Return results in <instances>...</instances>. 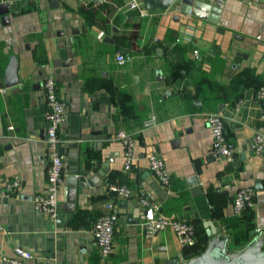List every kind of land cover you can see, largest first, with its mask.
<instances>
[{"label": "crops", "instance_id": "obj_1", "mask_svg": "<svg viewBox=\"0 0 264 264\" xmlns=\"http://www.w3.org/2000/svg\"><path fill=\"white\" fill-rule=\"evenodd\" d=\"M128 1L0 0L9 8V24L0 20V257L22 247L33 253L22 264H181L199 257L208 241L231 256L264 251V140L261 154L249 146L264 129V105L255 97L264 86V1L199 0L218 9L217 22L171 7L140 16ZM12 55L21 82L5 88ZM49 76L67 116L58 129L64 158L55 220L31 201L46 184ZM204 89L213 100L201 97ZM208 112L223 118L234 147L229 157L211 153ZM151 115L156 122L145 126ZM120 130L135 138L130 169ZM150 154L164 160L168 187L151 173ZM79 170L86 172L80 181L96 175L97 183L79 187L75 210L63 212L69 172ZM14 177L19 186L5 191ZM108 184L135 196L151 192L163 215L195 225L197 245L182 247L171 229L143 237L144 207L109 192ZM242 187L253 189L254 204L237 216L232 200ZM111 200L118 222L113 251L102 259L92 227Z\"/></svg>", "mask_w": 264, "mask_h": 264}, {"label": "built area", "instance_id": "obj_2", "mask_svg": "<svg viewBox=\"0 0 264 264\" xmlns=\"http://www.w3.org/2000/svg\"><path fill=\"white\" fill-rule=\"evenodd\" d=\"M250 2H259L264 0H248ZM127 9L137 11L140 16L151 15L152 11L145 7L141 0H129ZM192 30V28H189ZM103 37V32L99 34V38ZM192 33L186 32L185 39L190 41ZM198 51L194 50V55ZM116 61L119 64L125 62V57L118 53ZM44 99L47 107L45 130V144L48 156V165L46 169V184L44 190L36 193L32 197L34 209L53 220L59 217V187L62 181L63 171V154L59 149L58 129L66 120L65 103L57 96L55 81L52 77H47L43 82ZM256 100L264 105V86L261 85L255 90ZM264 118V109L262 112ZM206 122L209 126L212 137L211 153L214 157H229L233 154L234 147L227 140L224 130V122L222 116L217 112H208L205 115ZM156 122L155 115H151L145 120L144 125H152ZM11 128V127H10ZM116 138L121 140L124 146V169H130L134 159L135 138L132 134L120 130L116 133ZM264 129L260 128L255 132L250 141V149L255 154L263 152ZM149 169L154 177L161 185L168 187L170 185V174L165 166L164 160L158 154L148 155ZM20 184L18 177L4 184L7 192L14 191ZM107 190L116 196L124 199L134 198L143 207L144 211L139 216V225L143 237L151 238L157 232L165 229H171L182 247L194 248L198 243V232L195 225L191 222L170 218L160 212L159 204L155 201L151 192H143L139 195H133L131 190L122 184H108ZM254 204V191L250 187L238 188L232 200V210L237 216L242 215L250 209ZM106 212L96 219L92 227V233L95 238L100 257L107 259L113 251L114 247V230L118 222V210L115 203L111 200L105 204ZM0 225V229H1ZM257 231V230H256ZM33 257V253L17 247L14 249L12 257H0V264H22L24 260ZM42 264V263H39Z\"/></svg>", "mask_w": 264, "mask_h": 264}, {"label": "water", "instance_id": "obj_3", "mask_svg": "<svg viewBox=\"0 0 264 264\" xmlns=\"http://www.w3.org/2000/svg\"><path fill=\"white\" fill-rule=\"evenodd\" d=\"M146 8L149 10L161 9L167 10L174 8L184 15H191L206 19L209 21L217 22L216 14L218 9L199 0H141ZM9 8L5 2L0 3V20L1 24L6 26L9 24ZM106 42H112L107 36L104 38ZM160 78V77H159ZM18 77V58L12 55L5 69L3 78V86L10 88L20 84ZM106 163H104V166ZM85 170L71 171L67 178L66 186L64 189L63 212L72 213L75 210L77 202L78 188L84 186H93L97 183V176L94 175L85 181H80L79 176L85 174ZM101 172L99 171L98 174ZM212 228V233L215 232L214 225L208 224ZM181 264H264V251L254 247L250 248L246 255L231 256L225 248L219 245H212L208 241L205 251L192 260L184 261Z\"/></svg>", "mask_w": 264, "mask_h": 264}, {"label": "trees", "instance_id": "obj_4", "mask_svg": "<svg viewBox=\"0 0 264 264\" xmlns=\"http://www.w3.org/2000/svg\"><path fill=\"white\" fill-rule=\"evenodd\" d=\"M172 68H173V67L171 66V69H172ZM200 95H201V97H203V98L206 99L207 101H208V100H213V97H212V95H211V92L208 91L207 89L201 90V91H200Z\"/></svg>", "mask_w": 264, "mask_h": 264}]
</instances>
